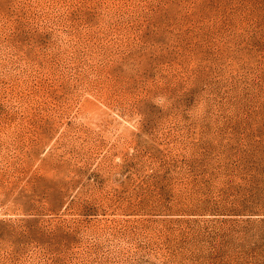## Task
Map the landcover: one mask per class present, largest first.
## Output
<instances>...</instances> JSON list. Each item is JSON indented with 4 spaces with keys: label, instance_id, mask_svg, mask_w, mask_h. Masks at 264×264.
I'll list each match as a JSON object with an SVG mask.
<instances>
[{
    "label": "rangeland",
    "instance_id": "1",
    "mask_svg": "<svg viewBox=\"0 0 264 264\" xmlns=\"http://www.w3.org/2000/svg\"><path fill=\"white\" fill-rule=\"evenodd\" d=\"M0 264H264V0H0Z\"/></svg>",
    "mask_w": 264,
    "mask_h": 264
}]
</instances>
